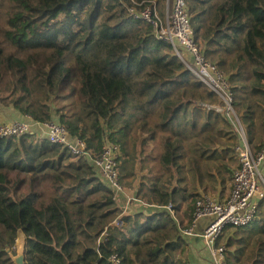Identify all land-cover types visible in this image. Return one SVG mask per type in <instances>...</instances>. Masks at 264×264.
<instances>
[{
	"label": "trees",
	"instance_id": "trees-1",
	"mask_svg": "<svg viewBox=\"0 0 264 264\" xmlns=\"http://www.w3.org/2000/svg\"><path fill=\"white\" fill-rule=\"evenodd\" d=\"M168 3L0 0V117L59 122L88 152L73 155L38 131L0 137V264H13L21 234L25 264H192L186 232L206 195L196 180L232 190L240 137L234 117L201 107H224L221 98L131 13L153 7L164 22ZM187 4L196 43L230 82L258 153L264 0ZM108 143L118 147L119 183L137 200L127 211L95 162ZM216 243L228 264H264V199L251 225L227 227Z\"/></svg>",
	"mask_w": 264,
	"mask_h": 264
},
{
	"label": "built area",
	"instance_id": "built-area-1",
	"mask_svg": "<svg viewBox=\"0 0 264 264\" xmlns=\"http://www.w3.org/2000/svg\"><path fill=\"white\" fill-rule=\"evenodd\" d=\"M131 13L136 20L152 25L157 38L171 43L192 74L213 90L225 105L217 107L203 104L204 108L227 112L229 116L234 117L241 139L235 149L239 167L234 175L230 196L222 202L209 195L202 196L196 205L193 223L186 232L189 236L194 235L198 223L202 219H210L211 223L202 235L206 248L210 251L213 264H228L225 247L218 246L216 242L227 227L245 228L255 221L259 202L264 199V192L261 190V186H264V146L258 153L251 150L244 129L234 112L230 82L206 59L196 43L187 0H173L172 6L168 3L164 22L153 7H148L142 13L134 10H131ZM180 49L184 51V55L190 57L189 63ZM34 129H37L42 139L51 144L60 145L76 156H88L86 143L81 139L72 138L64 125L59 122L36 123L29 115L24 121L1 123L0 137H21L32 133ZM95 162L114 190L116 201L124 198V211H127L137 200L132 192L119 183L118 147L113 143L106 144ZM111 261L113 264L120 263L116 256H112Z\"/></svg>",
	"mask_w": 264,
	"mask_h": 264
},
{
	"label": "crops",
	"instance_id": "crops-1",
	"mask_svg": "<svg viewBox=\"0 0 264 264\" xmlns=\"http://www.w3.org/2000/svg\"><path fill=\"white\" fill-rule=\"evenodd\" d=\"M202 108H204V107H202ZM1 122H2V120L0 119V124H1ZM33 132L37 133V129H34ZM238 135H239V133H238ZM239 137H240V135H239ZM230 142H231V144L233 142L235 143L234 140H232V141L230 140ZM236 160H238L237 154H236ZM238 166H239V161H238ZM195 190L197 193H200L202 195H204V194L209 195V196L214 195V199H216L220 202L227 200L230 196V193H231V187L230 186L223 187L220 185V182L217 181L215 183V185L212 187L211 184L208 183L207 179H204V181L202 183L200 181H198V179H197L196 183H195ZM121 200H122V198H120L118 201L121 202ZM124 206H125V202H124ZM210 223H211L210 219H202L198 223V227L196 229L195 234L188 237V241L191 245L190 257H191L192 264H205V262H207V261L209 262V264H213L212 258H210L208 256V255L211 256L209 249L207 248V250H205L202 247V245H203L202 235Z\"/></svg>",
	"mask_w": 264,
	"mask_h": 264
},
{
	"label": "water",
	"instance_id": "water-1",
	"mask_svg": "<svg viewBox=\"0 0 264 264\" xmlns=\"http://www.w3.org/2000/svg\"><path fill=\"white\" fill-rule=\"evenodd\" d=\"M26 237L21 234L18 239L17 254H10L13 264H25Z\"/></svg>",
	"mask_w": 264,
	"mask_h": 264
},
{
	"label": "rangeland",
	"instance_id": "rangeland-1",
	"mask_svg": "<svg viewBox=\"0 0 264 264\" xmlns=\"http://www.w3.org/2000/svg\"><path fill=\"white\" fill-rule=\"evenodd\" d=\"M172 4H173V0H172V3H171V6H172ZM70 67L72 68V76H75V66L73 65V63H70ZM201 107H205V106L202 104ZM2 115H3L2 118H1L2 122H4V121H9V122L13 121V119H12L13 117L10 116V112L9 111L4 112ZM261 190H262V192H264V186L263 185L261 186ZM211 196H212V198H214V195H211ZM17 245H18V242H17L16 246L13 248V250H9L10 254H14V255L17 254V250H16L17 249Z\"/></svg>",
	"mask_w": 264,
	"mask_h": 264
}]
</instances>
